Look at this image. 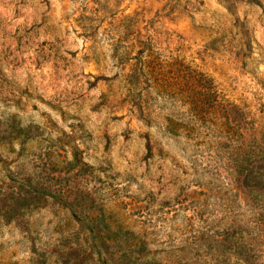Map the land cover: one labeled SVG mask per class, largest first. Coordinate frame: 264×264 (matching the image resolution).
<instances>
[{
    "label": "rangeland",
    "instance_id": "rangeland-1",
    "mask_svg": "<svg viewBox=\"0 0 264 264\" xmlns=\"http://www.w3.org/2000/svg\"><path fill=\"white\" fill-rule=\"evenodd\" d=\"M0 264H264V0H0Z\"/></svg>",
    "mask_w": 264,
    "mask_h": 264
}]
</instances>
